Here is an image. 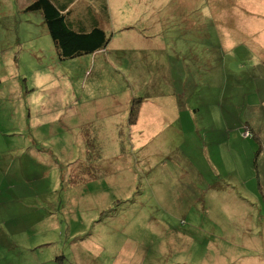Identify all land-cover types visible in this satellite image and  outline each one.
Returning <instances> with one entry per match:
<instances>
[{
  "label": "rangeland",
  "instance_id": "rangeland-1",
  "mask_svg": "<svg viewBox=\"0 0 264 264\" xmlns=\"http://www.w3.org/2000/svg\"><path fill=\"white\" fill-rule=\"evenodd\" d=\"M108 5L61 57L0 0V264H264V0Z\"/></svg>",
  "mask_w": 264,
  "mask_h": 264
},
{
  "label": "trees",
  "instance_id": "trees-1",
  "mask_svg": "<svg viewBox=\"0 0 264 264\" xmlns=\"http://www.w3.org/2000/svg\"><path fill=\"white\" fill-rule=\"evenodd\" d=\"M72 3L73 0H70ZM75 6H58L52 0H33L26 6V10H40L43 21L49 34L52 37L54 45L61 57H71L83 53L95 52L105 48L109 41L107 29L101 24V21H107L108 14L105 11V1L98 0V9L96 12L88 10L78 16L79 19L69 21L71 11ZM92 12V13H91ZM102 18V19H100ZM133 104V103H132ZM138 105H131L129 120L132 122L137 117ZM129 121V122H130ZM85 134L89 126H85ZM86 139L89 140L88 133ZM89 162L88 166H94Z\"/></svg>",
  "mask_w": 264,
  "mask_h": 264
},
{
  "label": "crops",
  "instance_id": "crops-1",
  "mask_svg": "<svg viewBox=\"0 0 264 264\" xmlns=\"http://www.w3.org/2000/svg\"><path fill=\"white\" fill-rule=\"evenodd\" d=\"M33 0H22V6H23V9L24 10H26V6L30 3V2H32ZM52 1H54L58 6H60V7H62V6H75V8H74V11L72 12L71 11V15H70V18H68L69 19V21H71V20H73V21H75V20H77V19H79L78 18V16L80 15V14H82V13H84V8L82 7V4H84L85 6H86V11H88V10H91L92 11V9L93 8H96L95 9V11L96 12H98L99 11V9L97 8L98 7V0H73L72 1V3H70L71 1L70 0H52ZM81 1V3H78V4H75L76 2H80ZM105 1V11H106V13L108 14V17H109V5H108V0H104ZM35 10V9H34ZM40 11V10H39ZM94 11V9H93V12H95ZM95 12V13H96ZM40 13H41V11H40ZM92 13V12H91ZM99 17V16H98ZM100 18V17H99ZM100 19H102V18H100ZM72 22V21H71ZM105 21H101V24L106 28V26H105ZM45 24V23H44ZM46 26V25H45ZM101 50V49H100ZM100 50H98V51H100ZM98 51H95V52H92V53H94V54H96ZM123 108V107H122ZM128 109V106H127V108H124V110L126 111ZM100 111V110H99ZM124 118V117H123ZM113 123V122H112ZM86 126V125H85ZM119 130H120V128H119V123L118 122H115L114 123V126H113V128H112V131H113V133L114 134H117V135H119Z\"/></svg>",
  "mask_w": 264,
  "mask_h": 264
},
{
  "label": "built area",
  "instance_id": "built-area-1",
  "mask_svg": "<svg viewBox=\"0 0 264 264\" xmlns=\"http://www.w3.org/2000/svg\"><path fill=\"white\" fill-rule=\"evenodd\" d=\"M246 129H247V128H246ZM247 134H249V133H248V131L246 130V131L244 132V135H247Z\"/></svg>",
  "mask_w": 264,
  "mask_h": 264
}]
</instances>
